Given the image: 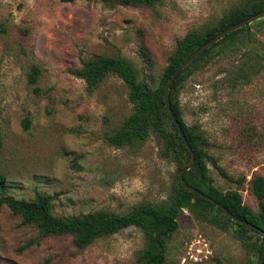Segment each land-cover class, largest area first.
Instances as JSON below:
<instances>
[{
  "label": "rangeland",
  "instance_id": "1",
  "mask_svg": "<svg viewBox=\"0 0 264 264\" xmlns=\"http://www.w3.org/2000/svg\"><path fill=\"white\" fill-rule=\"evenodd\" d=\"M245 1L162 0L147 7L0 0V175L7 196L50 197L56 217L165 203L178 184L177 164L161 156L162 140L150 135L122 148L108 141L132 112L127 87L109 75L90 92L72 71L92 57L121 56L154 89L177 39L206 30ZM32 66L40 70L34 85L27 80ZM182 80L172 96L185 123L201 130L209 158L232 179L208 161L213 185L239 191L258 212L250 181L264 180V18L212 49ZM143 242L130 227L77 249L70 237L42 238L0 209V264H137ZM258 243L253 233L222 230L184 210L166 259L256 264Z\"/></svg>",
  "mask_w": 264,
  "mask_h": 264
},
{
  "label": "trees",
  "instance_id": "2",
  "mask_svg": "<svg viewBox=\"0 0 264 264\" xmlns=\"http://www.w3.org/2000/svg\"><path fill=\"white\" fill-rule=\"evenodd\" d=\"M75 0H59L61 3H72ZM162 0H103L122 6L151 7ZM264 11V0H247L241 5L228 10L222 18L206 30L191 32L175 42L174 49L168 58V65L163 70L157 87L152 89L138 79L132 64L121 56H96L81 62V67L72 71L73 75L84 81L88 91H93L109 75L119 78L127 87V99L132 106L131 114L122 125L108 137L109 143L122 148L144 142L150 135L162 140L161 156L177 164V188L170 194L167 201L160 205L143 203L135 206L126 213H114L106 210L88 214L56 217L52 211L51 198L42 194L30 200H15L7 196L5 178L0 175V209L6 207L13 216L21 219V224L34 227L42 238L51 236H67L72 239L77 249H85L99 239L117 234L120 231L134 227L143 235V249L138 253L137 264H168L166 259L167 246L172 235L178 230L179 218L184 210H189L196 218L206 219L207 222L219 229L226 230L236 227L242 234L253 233L259 242L256 247L257 258H260L264 233V180L257 176L250 181L251 194L260 201L259 211L254 212L242 202V196L237 190L219 191L209 177L208 161L217 168L219 174L232 181L208 154V141L197 126L185 123L183 113L172 94L181 84L184 73L197 61L205 57L220 43L233 38L249 25L232 32L201 53L172 81L169 100L173 115L180 124L185 138L194 152V164L183 175L185 183L221 204L230 214L240 220L254 225L259 231L248 229L230 220L222 210L214 204L194 195L184 189L178 178V171L189 159V152L179 137L163 102V89L177 69L195 50L213 39L228 27ZM142 55L147 58V52L142 49ZM40 70L32 66L28 75V83L34 85ZM35 92L39 93L38 89ZM26 126V125H25ZM1 147V140H0ZM243 180V179H242ZM240 180V181H242ZM32 242L28 243L31 245ZM258 264V263H256Z\"/></svg>",
  "mask_w": 264,
  "mask_h": 264
},
{
  "label": "water",
  "instance_id": "3",
  "mask_svg": "<svg viewBox=\"0 0 264 264\" xmlns=\"http://www.w3.org/2000/svg\"><path fill=\"white\" fill-rule=\"evenodd\" d=\"M264 18V11H261L243 21H241L240 23H237L235 25H232L230 27H228L227 29L223 30L222 32H220L218 35H216L213 39H211L210 41H208L207 43H205L204 45H202L201 47H199L197 50H195L188 58H186L178 67L177 69L174 71V73L171 75V77L169 78V80L167 81L164 89H163V102L165 105V108L173 122V124L176 127L177 133L179 135V137L181 138L182 142L184 143L185 148L187 149V151L189 152V159L187 161V163L184 165L183 168H181L178 171V178L180 180V183L182 185V187L184 189H186L187 191L193 193L194 195H197L199 197H201L202 199L209 201L210 203L214 204L218 209L222 210V212L224 213L225 216H227L228 218H230L231 221L238 223L244 227H247L248 229H253L256 231H259L254 225L248 223L245 220H240L238 218H236L235 216H233L232 214H230L221 204L216 203L214 200H212L211 198H209L208 196L204 195L203 193H201L200 191L194 189L193 187L187 185L183 179V175L186 171L190 170V168L192 167V165L194 164V152L191 149V147L189 146L185 135L182 131V128L180 126V124L178 123L177 119L175 118V116L173 115V112L171 110V104H170V100H169V91H170V86L172 81L175 79V77H177L190 63H192L201 53H203L204 51L208 50L210 47H212L215 43H217L218 41H220L223 37H225L226 35L235 32L247 25L252 24L253 22L260 20ZM262 238H263V247H262V252L258 261V264H264V233H262Z\"/></svg>",
  "mask_w": 264,
  "mask_h": 264
},
{
  "label": "built area",
  "instance_id": "4",
  "mask_svg": "<svg viewBox=\"0 0 264 264\" xmlns=\"http://www.w3.org/2000/svg\"><path fill=\"white\" fill-rule=\"evenodd\" d=\"M199 253H200V251L198 250L197 253H196L197 255L194 254L195 259L198 257Z\"/></svg>",
  "mask_w": 264,
  "mask_h": 264
}]
</instances>
